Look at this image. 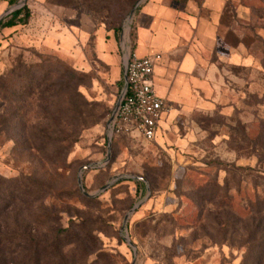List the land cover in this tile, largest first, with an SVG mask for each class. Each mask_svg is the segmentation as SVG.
Here are the masks:
<instances>
[{"label": "rangeland", "instance_id": "rangeland-1", "mask_svg": "<svg viewBox=\"0 0 264 264\" xmlns=\"http://www.w3.org/2000/svg\"><path fill=\"white\" fill-rule=\"evenodd\" d=\"M138 1L0 0L31 11L0 25V264H264V22L233 99L192 85L153 139L109 144Z\"/></svg>", "mask_w": 264, "mask_h": 264}, {"label": "crops", "instance_id": "crops-1", "mask_svg": "<svg viewBox=\"0 0 264 264\" xmlns=\"http://www.w3.org/2000/svg\"><path fill=\"white\" fill-rule=\"evenodd\" d=\"M263 7L264 0H141L132 15L131 43L141 55L161 53L153 80L166 102L193 95L192 85L216 101L230 100L236 94L225 69L249 64L247 25L264 22L255 14ZM253 34L264 38V26Z\"/></svg>", "mask_w": 264, "mask_h": 264}, {"label": "built area", "instance_id": "built-area-1", "mask_svg": "<svg viewBox=\"0 0 264 264\" xmlns=\"http://www.w3.org/2000/svg\"><path fill=\"white\" fill-rule=\"evenodd\" d=\"M131 20L132 16H129L120 40L123 84L119 95L126 80L128 87L122 94L113 118L109 119L107 139H113L121 132L137 133L144 138L153 139L167 112L166 98L157 91L153 80L155 65L162 55H141L133 48L130 39Z\"/></svg>", "mask_w": 264, "mask_h": 264}, {"label": "trees", "instance_id": "trees-1", "mask_svg": "<svg viewBox=\"0 0 264 264\" xmlns=\"http://www.w3.org/2000/svg\"><path fill=\"white\" fill-rule=\"evenodd\" d=\"M30 9L29 7L24 4L21 7H18L12 12H10L7 16H5L3 19L0 20V25L2 26H13L18 23H25L30 15ZM120 84L122 86L123 79H121ZM117 136V135H116ZM114 136L113 138H115ZM1 212V209H0ZM3 249V238L0 237V250ZM1 260V259H0Z\"/></svg>", "mask_w": 264, "mask_h": 264}, {"label": "water", "instance_id": "water-1", "mask_svg": "<svg viewBox=\"0 0 264 264\" xmlns=\"http://www.w3.org/2000/svg\"><path fill=\"white\" fill-rule=\"evenodd\" d=\"M21 1H22V0H21ZM140 1H141V0L138 1L137 5L139 4ZM137 5H136V6H137ZM136 6H135V7L133 8V10L131 11L130 16L133 15V13H134V11H135V9H136ZM5 14H6V13H4V14L0 17V20L5 16ZM124 77L126 78V73L124 74ZM127 87H128V82H127V80H126V81H125V85H124V87H123V90H122L121 94L119 95V97H118V99H117V102H116V104H115L113 114L111 115V119L113 118V116H114V112H115V109H116L117 106L119 105L120 100H121V97H122V94H123V92L126 90ZM112 140H113L112 137H109V138H108V143L111 144V141H112ZM85 167H90V165H85ZM79 182H80V186H81L82 188H84V183H83V178H82V176H80V180H79ZM107 186H108V184L105 185L104 188H106ZM84 189H85V188H84ZM85 192H86L87 194H90V193H89L88 191H86V190H85ZM138 205H139V203L136 204V205L133 207L132 210H134ZM128 217H129V213H128V214L126 215V217H125V222H127ZM130 241H131V240H130ZM131 243H133V242L131 241Z\"/></svg>", "mask_w": 264, "mask_h": 264}]
</instances>
